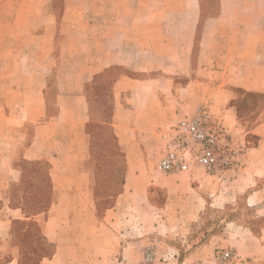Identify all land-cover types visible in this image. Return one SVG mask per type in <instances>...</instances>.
I'll list each match as a JSON object with an SVG mask.
<instances>
[{
    "label": "crops",
    "instance_id": "0c3cea01",
    "mask_svg": "<svg viewBox=\"0 0 264 264\" xmlns=\"http://www.w3.org/2000/svg\"><path fill=\"white\" fill-rule=\"evenodd\" d=\"M109 80L112 110L102 124L127 166L103 219L108 261L59 264H146L150 249V264H264V0H0V249L14 222L38 221L41 213L23 207L32 182L44 184L41 164L58 195L45 211V237L80 239L66 227L78 223L73 207H95L86 128L90 108H106ZM198 105L224 126L240 164L219 176L197 166L150 173L146 152L166 149L160 131ZM155 187L161 203L150 199ZM240 195L256 225L226 219L217 237L189 244L206 206Z\"/></svg>",
    "mask_w": 264,
    "mask_h": 264
},
{
    "label": "rangeland",
    "instance_id": "374dc122",
    "mask_svg": "<svg viewBox=\"0 0 264 264\" xmlns=\"http://www.w3.org/2000/svg\"><path fill=\"white\" fill-rule=\"evenodd\" d=\"M111 82L112 80H109L106 84V95L102 98L106 107L105 110L102 112L99 111V114L96 115L94 110L90 108L91 121L86 128V132L90 135V159H88L85 167L92 174L91 187L94 192L95 207H87L85 201H83L81 207H73L69 215L74 216L77 213L78 223L75 225L73 222H70L67 223L66 227L67 232H69V230H73L76 226L79 230L80 239L68 238L58 240L57 238L54 241H50L45 237L43 233V223L46 219L45 211L52 201L58 199V195H55L50 185L47 176V166L41 164L44 166V184L42 182L39 184L32 182V185L35 187L34 190L32 189L30 191V197H34V199H32L33 201L30 199L28 202L29 205L23 207L27 215L34 213L41 214L38 217V221L14 222L10 239L0 249V264H5L6 261L14 257L17 258L18 264H42V262H48V259H51L54 253L57 254L54 257L55 264H59L60 262L97 261L106 263L108 261L100 255L107 248V246L102 247L100 245L103 243L102 240L106 239V230H104L105 226L103 225L105 222L103 219L106 208L112 205L114 197L122 190V183L124 182L127 166L125 152L118 144L111 125L102 124V122L108 123L110 121L112 110V101L110 98ZM159 154L158 148L155 149L154 147L146 152V167L150 173L158 174L159 172L155 167L160 157ZM96 179L100 183L95 187L94 180ZM218 181L221 182V180ZM153 197L156 198L157 202L161 203L164 193L156 187L151 188L150 199L152 200ZM14 203L19 204L20 201L19 203ZM236 217L249 220L253 225H256V222L252 220L251 211L244 204L243 195L237 197L236 204L228 205L224 208L206 206L197 221H194L190 225L189 244L196 245L207 241L212 236L217 237L220 232L224 231V220L235 219ZM59 230L62 229H59L58 224H54L52 232L57 234ZM92 230L98 236L94 243L89 238ZM60 241L63 242L64 249L59 253L58 242ZM97 243L99 244L98 246L96 245ZM30 250L34 251L35 254L31 253ZM75 251L79 253L78 256L75 255ZM24 256H27V258H24ZM144 262L150 264L151 260L147 261L144 259Z\"/></svg>",
    "mask_w": 264,
    "mask_h": 264
},
{
    "label": "built area",
    "instance_id": "2783aa9c",
    "mask_svg": "<svg viewBox=\"0 0 264 264\" xmlns=\"http://www.w3.org/2000/svg\"><path fill=\"white\" fill-rule=\"evenodd\" d=\"M160 134L166 141V149L156 163L161 173L189 171L197 166L210 176H219L237 167L242 159L224 126L204 105H198L192 116H184L167 125ZM150 250L145 253L147 261L151 260ZM218 257L225 261L231 253L225 251Z\"/></svg>",
    "mask_w": 264,
    "mask_h": 264
},
{
    "label": "trees",
    "instance_id": "16d2710c",
    "mask_svg": "<svg viewBox=\"0 0 264 264\" xmlns=\"http://www.w3.org/2000/svg\"><path fill=\"white\" fill-rule=\"evenodd\" d=\"M31 222H32V221H31ZM34 229H35V228H34ZM38 238H39V237H38ZM27 251H28V250H27ZM28 252H29V251H28ZM30 252L33 253V254H35L34 251H31V250H30ZM24 258H27V256H26V257L24 256Z\"/></svg>",
    "mask_w": 264,
    "mask_h": 264
}]
</instances>
